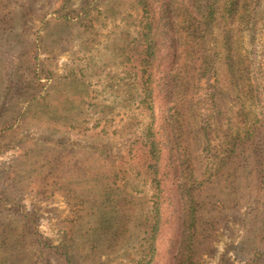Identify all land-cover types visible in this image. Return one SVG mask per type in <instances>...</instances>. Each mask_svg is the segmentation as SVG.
Returning a JSON list of instances; mask_svg holds the SVG:
<instances>
[{
	"label": "rangeland",
	"instance_id": "1",
	"mask_svg": "<svg viewBox=\"0 0 264 264\" xmlns=\"http://www.w3.org/2000/svg\"><path fill=\"white\" fill-rule=\"evenodd\" d=\"M171 2L214 6L203 49L177 44ZM148 4L154 105L141 75L142 0H0V127L13 124L0 134V264H142L155 193L142 147L153 127L183 145L180 159L165 150L160 162L154 264H184L188 228L201 234L193 264H264V169L229 162L224 145L264 117V0ZM228 31L255 84L247 94L228 70ZM179 48L198 68L185 72ZM33 96H49L46 108L29 111ZM182 187L195 196L193 222Z\"/></svg>",
	"mask_w": 264,
	"mask_h": 264
},
{
	"label": "trees",
	"instance_id": "2",
	"mask_svg": "<svg viewBox=\"0 0 264 264\" xmlns=\"http://www.w3.org/2000/svg\"><path fill=\"white\" fill-rule=\"evenodd\" d=\"M142 5L143 20L142 32L140 33L142 39L140 43H143V46L141 50L142 54L139 55L142 57L140 62L141 75L143 78V90L146 96L152 99V104L154 105V63L158 57V52L155 48L156 42L154 38V22L150 14L148 0H142ZM192 9H194L195 12L202 11L203 15L201 16V19H199L200 21L194 19L197 17L195 16V12ZM167 14L168 16H173L172 19L174 18L173 33L175 35L176 42L180 47H190L191 49L195 48V50L198 48L203 49L204 45H206V37L204 34L209 29L208 22L212 23L216 14V9L211 3L205 6L202 4L199 6H197V4H192L189 6L187 3L178 5L171 2L168 3L167 6ZM185 14H187V16H184ZM225 46L229 73L231 77L235 79V86L240 90L245 88L244 93L247 94V92H250V90L253 88V85L255 84H253V82H248L249 80L244 77L245 71H243V68L241 69L240 54L235 50L233 36L232 34H229V31L226 33ZM183 48H179L181 49L180 58L185 61V63H187L182 65V67L184 68L185 72L188 73V68L197 67V64H194L197 54H191V51H188V48L184 50ZM199 52L201 53V50ZM200 57L201 54L199 55V59ZM188 62L190 63L188 64ZM35 68L38 69V66ZM39 71L40 73L43 72V70L39 69L37 73H39ZM179 72L182 73L181 70ZM199 73L204 76V73H208L207 68L200 66ZM42 79L43 78L40 76L37 77L38 82ZM48 97L49 96L45 98L42 97L40 99L37 96H33L29 99L28 110H32L33 106L35 105L39 106L40 109H45V103L47 102ZM44 105L45 108H43ZM262 109L264 110V107ZM48 116L50 117L51 114L48 113ZM260 120L261 121L256 123H250L248 127L243 129V131L241 129H237L227 136L228 141L224 145L227 147V152L229 151V154L226 157L229 162H237V164L238 162H245L248 166H258L264 169V117H262ZM12 126V123H7L3 127L1 126L0 134L8 129H11ZM157 129L153 127L150 130V134L146 135L145 144L142 147V150H145V153H147L148 162L150 164L149 171L155 185V193L153 196L154 200L152 202V216L147 232V255L144 258L142 264H154L158 256L157 239L162 224L164 200L163 193L165 192L163 176L161 175L159 168L160 162L163 158V153L165 150L172 151L178 154V159H180V155H183V153L180 151L183 146L182 138H179L178 140V133L174 132V130H171V128H164L162 132ZM158 133L160 136H163V140H159L161 137L157 136ZM260 173L264 175V172ZM180 195L182 201L181 206L183 204L182 208H184L185 220L190 219L193 222L196 220V202L191 187H182ZM104 218L106 219L107 224L112 222L108 221L110 219L109 214H102L101 219ZM103 221L104 220H102V222ZM200 237L201 234H199L198 229L194 228H188L185 230V233H182L183 244L180 247L179 253L185 259L184 264H193L194 257L198 252L196 244L199 242Z\"/></svg>",
	"mask_w": 264,
	"mask_h": 264
}]
</instances>
